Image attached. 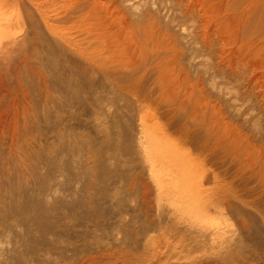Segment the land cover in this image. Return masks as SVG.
I'll use <instances>...</instances> for the list:
<instances>
[{
    "label": "rangeland",
    "instance_id": "obj_1",
    "mask_svg": "<svg viewBox=\"0 0 264 264\" xmlns=\"http://www.w3.org/2000/svg\"><path fill=\"white\" fill-rule=\"evenodd\" d=\"M0 264H264V0H0Z\"/></svg>",
    "mask_w": 264,
    "mask_h": 264
}]
</instances>
